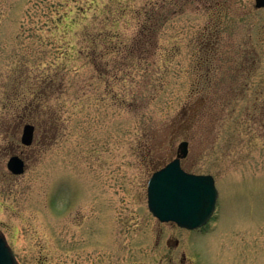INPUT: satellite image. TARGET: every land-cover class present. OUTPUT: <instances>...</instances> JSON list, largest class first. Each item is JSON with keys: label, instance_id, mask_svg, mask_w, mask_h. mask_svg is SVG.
I'll return each instance as SVG.
<instances>
[{"label": "rangeland", "instance_id": "374dc122", "mask_svg": "<svg viewBox=\"0 0 264 264\" xmlns=\"http://www.w3.org/2000/svg\"><path fill=\"white\" fill-rule=\"evenodd\" d=\"M183 141L219 190L199 234L148 206ZM0 231L18 264H264V8L0 0Z\"/></svg>", "mask_w": 264, "mask_h": 264}, {"label": "water", "instance_id": "95a60500", "mask_svg": "<svg viewBox=\"0 0 264 264\" xmlns=\"http://www.w3.org/2000/svg\"><path fill=\"white\" fill-rule=\"evenodd\" d=\"M257 8H264V0H255ZM36 127L26 124L22 144L31 146ZM189 154V142L179 145L178 156L162 169L156 171L148 183V206L161 222H174L182 228L195 230L206 226L212 219L219 197L215 178L212 175L194 174L184 170L182 161ZM8 169L22 175L26 163L19 155L8 161ZM0 264H18L17 258L0 231Z\"/></svg>", "mask_w": 264, "mask_h": 264}, {"label": "trees", "instance_id": "16d2710c", "mask_svg": "<svg viewBox=\"0 0 264 264\" xmlns=\"http://www.w3.org/2000/svg\"><path fill=\"white\" fill-rule=\"evenodd\" d=\"M144 31H145V28H144V25H142V26H141V30H139V32H144ZM142 34H143V33H142ZM100 35L103 36V38H106V37L104 36L103 33H101ZM113 48H114V47H111V50H112ZM107 50H108L107 53H109V51H110V47H108ZM115 51H116V50H114V49L112 50V52H115ZM105 54H106V53H105Z\"/></svg>", "mask_w": 264, "mask_h": 264}, {"label": "flooded vegetation", "instance_id": "af4514ba", "mask_svg": "<svg viewBox=\"0 0 264 264\" xmlns=\"http://www.w3.org/2000/svg\"><path fill=\"white\" fill-rule=\"evenodd\" d=\"M207 227V226H206ZM206 227H203V228H201V229H197V230H194V231H192V232H194V233H198L199 234V232H201L204 228H206Z\"/></svg>", "mask_w": 264, "mask_h": 264}]
</instances>
